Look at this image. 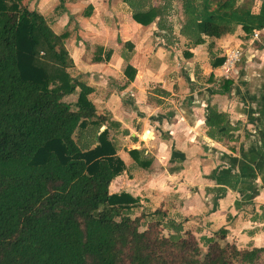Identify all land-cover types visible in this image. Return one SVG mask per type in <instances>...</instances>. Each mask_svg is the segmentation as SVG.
Here are the masks:
<instances>
[{
    "label": "trees",
    "instance_id": "obj_1",
    "mask_svg": "<svg viewBox=\"0 0 264 264\" xmlns=\"http://www.w3.org/2000/svg\"><path fill=\"white\" fill-rule=\"evenodd\" d=\"M24 1L0 0V264H264V246L240 248L226 240L225 228L203 239V251L196 235L165 219L161 208L148 213L156 217L141 229L147 214L131 216L138 199L109 191L126 166L107 129L88 148L75 139L77 130L97 128L106 118L89 98L92 87L68 71L67 33H55ZM125 1L136 22L157 19V29L169 31L164 3ZM253 2L182 0L179 34L190 47L233 34L238 26L249 35L264 26V0L257 11ZM184 54L191 56L188 49ZM125 72L130 80L136 69L126 65ZM232 83L223 79L218 87L224 92ZM78 87L73 109L64 97ZM206 117L207 134L217 140L238 127L213 104ZM129 153L148 164L140 150Z\"/></svg>",
    "mask_w": 264,
    "mask_h": 264
},
{
    "label": "crops",
    "instance_id": "obj_2",
    "mask_svg": "<svg viewBox=\"0 0 264 264\" xmlns=\"http://www.w3.org/2000/svg\"><path fill=\"white\" fill-rule=\"evenodd\" d=\"M48 2L39 0L41 5ZM83 2L68 0V11L57 17L56 27L70 32L64 45L73 76L92 87L89 98L106 118L97 128H86L93 132V146L97 134L107 129L126 166L111 181L110 193L124 191L137 198L132 212L161 208L165 219L182 223L202 239L225 228L226 240L240 248L264 246L263 35L255 40L258 46L245 39L240 26L233 34L215 38L223 56L228 42L247 44L244 66L236 68L227 91L211 84L192 90L187 87L198 66L219 80V66L211 65L218 49L203 55L211 52L203 51L208 38L189 47L191 56L184 58L153 44L156 24L117 20V5H92L91 14L77 15L74 9ZM126 41L133 47L125 46ZM126 65L136 69L133 79L129 80ZM208 104L227 113L231 124L238 123L237 129L221 140L208 136ZM131 149L140 150L148 164H138Z\"/></svg>",
    "mask_w": 264,
    "mask_h": 264
},
{
    "label": "rangeland",
    "instance_id": "obj_3",
    "mask_svg": "<svg viewBox=\"0 0 264 264\" xmlns=\"http://www.w3.org/2000/svg\"><path fill=\"white\" fill-rule=\"evenodd\" d=\"M67 1L68 0H49L48 5L39 4V0H25L24 2L26 3V6H28L30 9H35L38 12H40L41 14H43L45 16L47 22L49 21L52 24L54 30L56 31L55 33L61 34L63 32H66L67 36H68L70 34V32L68 33V31H65V30L62 32L60 29L61 27H59V28L56 27L57 26V20H58L57 17H59L60 15H63L66 11H68L67 7H66ZM73 1H75V0H73ZM85 1L86 2H83L82 4H80V5H82L81 7H79L78 9H76V8L74 9V10L78 11L77 15L82 13V15L84 14V16H88L89 14L92 13V5H110V6L111 5H117L116 14H115L117 20H118V18H121L122 20L123 19H130V18L133 19L132 7L130 5H128V3L125 0H98L96 3L88 2V0H85ZM144 1L148 5L149 4L163 5V3H164V5L167 6L164 17H165L166 25H168V27H169V31L168 30H166V31L158 30L157 26H156V28L152 30L153 44L155 46H158V45L163 46L167 50L171 51V53L176 52V53H179L180 55L184 56L185 55L184 51H186L190 47V45L188 44L187 40L185 38L183 39V36L179 34V29L183 23V18H184L183 12H182V0H167V1H164V0H144ZM259 3H260V0H254L253 10H256ZM75 5H77V4H75ZM73 7H75V6H73ZM89 7H91V10L89 9ZM72 13H71V15L73 16ZM74 17L77 18L76 15H74ZM156 21H157V19H155V21L152 23L156 24ZM152 23H150V24H152ZM249 35L245 34L244 35L245 39L248 38ZM67 36H66V38H67ZM206 38H205V42H206ZM263 38H264V34H263ZM258 41H255L257 46L260 44V42H258ZM207 45L204 46L205 48H203V51L204 50L207 51V49H209L211 52L203 54L204 56H206L207 54L210 55L213 52V50H215L216 48L218 49V51L216 54L213 53L211 60L214 57H221L224 55V50L222 48H220L219 44H216L215 38H208ZM237 47H239L241 49L242 56H241V60L237 63L236 68H241L244 66V63H245V58H246L245 53H246V49H247V44L241 42L238 45H235L233 41L230 43L228 42L227 50L237 48ZM184 58H189V57H184ZM181 61H182V63H181ZM183 61H184L183 59L179 61V64L181 63L180 65L182 66V69H183V65L185 64V63L183 64ZM68 71H69L70 75H74V73H73L74 70H72V66L68 68ZM182 72H184V71H182ZM191 72L193 73L192 75L194 78V82L192 85H188L189 82L186 80L187 83L185 85H188L187 88H189V89L191 87L192 90L202 89L203 87L208 86L210 84L212 86L215 85V87L219 86V84L224 79L220 76H218L220 80L217 79L215 81L214 77L209 79L210 78V77H208L209 73L205 72V69L200 68L199 66H198L196 71H191ZM219 73H220V70H219V72H216V74H218V75H219ZM185 76H188V74ZM230 78H232V76ZM79 90L80 89L78 88V89H76V92L72 93L73 95L70 94V95H66L64 97V101L71 103L73 109L75 108L73 106H74V103L77 99V95H78ZM185 93L187 94L188 92H185ZM75 139H76L77 143L79 144V146L83 147V148L91 147V146H93V144L95 142V140L93 139V132L90 129L77 130V132L75 134ZM151 212L152 211H150L148 213H151ZM137 213L139 214V212H132L131 216L134 217L137 215ZM148 213H146L147 215H145V217L142 220L143 225L141 226V229H144L146 227L148 221H150L156 217V216L150 215ZM163 233L168 234L169 230L167 228H163ZM196 237L200 241V246H201L202 250L205 251L207 247H206L204 240L201 238V236H196Z\"/></svg>",
    "mask_w": 264,
    "mask_h": 264
},
{
    "label": "built area",
    "instance_id": "obj_4",
    "mask_svg": "<svg viewBox=\"0 0 264 264\" xmlns=\"http://www.w3.org/2000/svg\"><path fill=\"white\" fill-rule=\"evenodd\" d=\"M264 34V26L261 28H255L249 35L251 42L258 40ZM242 51L239 47L229 49L225 53V59L219 66V76L222 78H230L233 73L236 72V65L241 60Z\"/></svg>",
    "mask_w": 264,
    "mask_h": 264
}]
</instances>
